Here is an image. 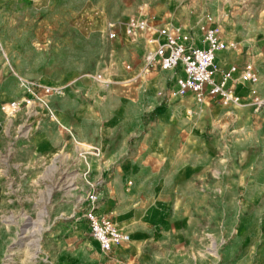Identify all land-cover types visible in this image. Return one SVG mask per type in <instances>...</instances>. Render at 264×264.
<instances>
[{
	"label": "crops",
	"instance_id": "crops-1",
	"mask_svg": "<svg viewBox=\"0 0 264 264\" xmlns=\"http://www.w3.org/2000/svg\"><path fill=\"white\" fill-rule=\"evenodd\" d=\"M250 6L231 19L216 0H0V101L52 88L51 116L16 154L83 160L95 213L129 236L103 252L77 212L55 264H213L198 253L215 239L230 264H264V106L251 105L252 91L264 97V6ZM137 14L200 47L210 18L238 46L217 53L215 77L236 66L226 87L241 105L196 103L176 92L174 70L145 72L144 35L124 31ZM247 63L256 82L242 77Z\"/></svg>",
	"mask_w": 264,
	"mask_h": 264
},
{
	"label": "rangeland",
	"instance_id": "rangeland-1",
	"mask_svg": "<svg viewBox=\"0 0 264 264\" xmlns=\"http://www.w3.org/2000/svg\"><path fill=\"white\" fill-rule=\"evenodd\" d=\"M216 1L220 7H226L231 19L239 8L250 3L252 11H260L264 6V0ZM35 85L39 84L31 86V95L0 101V106L11 101L23 102L12 115L0 109V134L7 141L6 146L0 143V264H55L52 255L56 256L57 248L65 250L68 243L65 227L77 212H83L88 194L94 189L91 175L83 171V160L79 164L68 151L53 157L18 155L21 147L16 145L31 135V129L46 111L44 103L50 93L45 94ZM24 99H30V104ZM223 245V240L215 239L198 256L208 253L213 264H230Z\"/></svg>",
	"mask_w": 264,
	"mask_h": 264
},
{
	"label": "built area",
	"instance_id": "built-area-1",
	"mask_svg": "<svg viewBox=\"0 0 264 264\" xmlns=\"http://www.w3.org/2000/svg\"><path fill=\"white\" fill-rule=\"evenodd\" d=\"M200 25L202 41L205 46H192L190 44L191 32L181 33L176 27L160 26L147 17H130L124 23V31L129 36L143 34L146 40L147 51L144 55V71L159 68L163 70H174L177 72L175 78V90L180 96L191 94L196 103H203L211 97H218L223 105L240 106L241 99L233 90L226 87V81L237 68L230 67L219 80L215 74L216 55L222 50H237L238 46L233 41L223 40L218 27L211 26V19ZM242 77L250 82L257 81V73L251 63L242 68ZM42 88L45 94L52 89ZM251 105L254 110L264 106V97L252 91ZM30 104V99H24ZM23 102L11 101L0 106L2 112L7 115L16 113ZM45 110L49 113L48 104L44 103ZM97 204L96 190L88 194L86 209L82 212L87 220L90 237L94 240L100 250L110 252L119 245L129 241L128 234L121 232L116 223L107 215L95 213Z\"/></svg>",
	"mask_w": 264,
	"mask_h": 264
}]
</instances>
